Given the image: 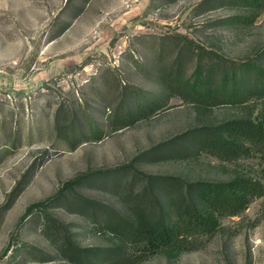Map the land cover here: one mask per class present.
I'll list each match as a JSON object with an SVG mask.
<instances>
[{
  "label": "rangeland",
  "instance_id": "rangeland-1",
  "mask_svg": "<svg viewBox=\"0 0 264 264\" xmlns=\"http://www.w3.org/2000/svg\"><path fill=\"white\" fill-rule=\"evenodd\" d=\"M219 58L264 67V0H0V264H264V196L179 253L100 219L135 221L151 187L176 221L186 191L148 177L264 184V153L248 142L233 160L165 150L202 127L261 118L260 101L203 106L164 81L179 66L195 82ZM131 88L162 108L115 131ZM72 245L92 250L88 263Z\"/></svg>",
  "mask_w": 264,
  "mask_h": 264
},
{
  "label": "trees",
  "instance_id": "trees-1",
  "mask_svg": "<svg viewBox=\"0 0 264 264\" xmlns=\"http://www.w3.org/2000/svg\"><path fill=\"white\" fill-rule=\"evenodd\" d=\"M262 58V55L260 56ZM247 61L237 63L219 58L208 69L197 68L198 79L195 82H185L181 79L180 68L176 70L174 81L165 77L167 85L177 84V87L187 92L190 100L203 106H216L222 104H244L257 100L262 102L261 118L234 119L217 126H205L194 132L187 140L190 144L181 141L177 145L167 146L166 151L176 153L182 148H198L222 160H233L250 151L245 142L259 148L264 153V67L259 62ZM206 71V75L204 72ZM132 99L125 102V109L114 113L113 121L115 131L131 126L139 120L151 118L162 108L159 96L148 98L134 88ZM113 123V122H112ZM118 126V127H117ZM94 133V141L103 139L104 132L90 127ZM180 146L179 148H175ZM150 184H158L166 194L185 190L186 201L177 212L176 221H167L163 207L158 197L148 187L147 197L151 203H144L143 211L135 221L119 217L111 210L104 212L100 219L112 224L120 234L133 237L137 241H150L155 249L170 252H182L193 249L194 241L202 237L215 235L224 217L237 216L244 212L256 198L264 196V184L250 177L238 176L228 182L217 184L207 182L185 183L178 178L148 177ZM153 207L152 213L148 209ZM96 209V208H95ZM151 221L148 219L149 216ZM70 242V241H69ZM71 243V242H70ZM68 252L72 260H84L88 263V256L92 250L79 249L70 246ZM102 252V251H101ZM100 252V256L101 253ZM108 253L107 259L113 257L117 250Z\"/></svg>",
  "mask_w": 264,
  "mask_h": 264
}]
</instances>
